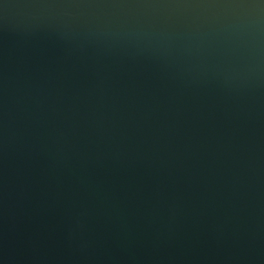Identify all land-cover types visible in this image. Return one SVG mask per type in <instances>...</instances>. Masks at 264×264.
<instances>
[{
  "label": "water",
  "instance_id": "water-1",
  "mask_svg": "<svg viewBox=\"0 0 264 264\" xmlns=\"http://www.w3.org/2000/svg\"><path fill=\"white\" fill-rule=\"evenodd\" d=\"M0 264H264V0H0Z\"/></svg>",
  "mask_w": 264,
  "mask_h": 264
}]
</instances>
